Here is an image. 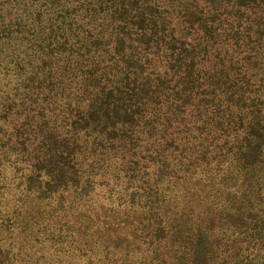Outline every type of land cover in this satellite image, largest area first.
Here are the masks:
<instances>
[{
  "label": "trees",
  "instance_id": "obj_1",
  "mask_svg": "<svg viewBox=\"0 0 264 264\" xmlns=\"http://www.w3.org/2000/svg\"><path fill=\"white\" fill-rule=\"evenodd\" d=\"M0 185L156 264H264V0H0Z\"/></svg>",
  "mask_w": 264,
  "mask_h": 264
},
{
  "label": "rangeland",
  "instance_id": "obj_2",
  "mask_svg": "<svg viewBox=\"0 0 264 264\" xmlns=\"http://www.w3.org/2000/svg\"><path fill=\"white\" fill-rule=\"evenodd\" d=\"M13 195L12 198V185L9 188L0 185V264H156L158 258L170 261L175 257L166 248L167 238L162 236L157 240L155 259L154 249L148 247L152 239L135 236L129 243L132 247H127L114 231L97 232L94 221L66 218L65 211L78 209L82 202H14L18 193ZM91 205L99 212L111 206L107 202H91L86 209L91 211ZM24 227L27 230L22 233ZM71 231L75 247L65 243L64 237ZM95 243L99 244L98 248ZM104 255L107 256L105 262L100 260ZM200 259H195L194 264Z\"/></svg>",
  "mask_w": 264,
  "mask_h": 264
}]
</instances>
